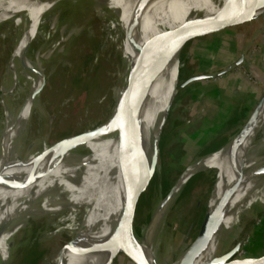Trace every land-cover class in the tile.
Returning <instances> with one entry per match:
<instances>
[{
  "label": "rangeland",
  "instance_id": "obj_1",
  "mask_svg": "<svg viewBox=\"0 0 264 264\" xmlns=\"http://www.w3.org/2000/svg\"><path fill=\"white\" fill-rule=\"evenodd\" d=\"M83 2L63 0L44 14L37 36L29 42L24 54V58L32 64L31 68L25 67L23 58H12L20 30L5 20L14 6L4 9L0 14V180L5 179L18 164L35 159L36 153L43 147H52L94 129L107 120L114 109L116 94L125 85V75L128 74L123 55V34L111 15L104 13L99 16L90 3ZM54 16L55 20L52 21ZM255 17L249 22L200 39L181 52L169 90L171 97L175 96L173 103L168 112L165 106L155 122L157 127L162 122L164 124L159 140L157 167L140 194L135 209L133 224L137 238L145 237L158 203L168 197L187 167L231 141L241 128L225 125L212 131L216 125L212 119L215 116L206 107L211 101L204 96L196 101L193 95L195 89L203 88L204 84L189 83L179 88L175 95L172 89L177 71L178 87L195 75L210 74L212 77L203 83H212L218 79H230V75L232 77L239 71L252 73V67L245 64L233 65L220 76L217 75L227 68L221 61L225 60L229 40L235 43L237 54L264 56V15ZM233 46L231 43L230 47ZM256 65L264 72L263 65ZM245 76L249 78L250 75ZM38 80L41 81L38 86L41 90L35 93ZM263 93L264 80L258 90L259 95ZM197 105L203 106L196 108ZM262 138L264 135H257L251 150H256ZM148 143L146 137V147ZM263 155L264 142L254 153L255 161ZM7 157L28 158L7 161L6 166H3ZM225 161L230 164V159ZM229 164L228 167L219 163L209 166L189 176L182 185L151 231L150 241L159 264H170L189 250L204 216L212 209L217 187ZM257 188L260 190L261 185ZM245 189L243 180L228 215ZM262 199L261 193L254 194L249 205L236 211L227 232L222 233L217 241L215 256L237 242L240 247L232 259L234 263L264 255ZM81 210L79 207L67 208L28 219L8 242L7 257L0 259V264H54L56 252L60 248H68L74 241L78 219L83 221L85 218V211L81 213ZM91 229L93 231L81 243L87 248L94 239L93 233H96L94 227ZM110 264L132 263L120 253Z\"/></svg>",
  "mask_w": 264,
  "mask_h": 264
},
{
  "label": "bare ground",
  "instance_id": "obj_2",
  "mask_svg": "<svg viewBox=\"0 0 264 264\" xmlns=\"http://www.w3.org/2000/svg\"><path fill=\"white\" fill-rule=\"evenodd\" d=\"M17 1L0 0V14L4 9L14 6L5 20L12 22L20 30V38L15 44L12 58H23L25 67L31 68L32 64L24 58L25 50L29 42L37 36L44 14L63 0ZM81 1L90 3L99 16L104 13L111 15L115 19V25L121 30L124 61L128 67V74L125 75L126 85L130 71L138 66L146 51L165 33L199 17L218 12L226 0ZM246 15L254 17L264 15V0H246L229 15L228 19ZM54 20L55 16L52 18V21ZM178 62L180 61L175 53L151 75L149 85L137 105L134 124L122 151L117 147L116 132L67 148L75 139L71 137L52 147H43L35 155V159L18 164L5 179L0 180V259H6L8 242L28 219L76 207L82 209L81 213L85 211V218L83 221L78 219L74 241L68 248H60L56 252L53 263L110 264L117 254L122 253L119 244L110 237L108 228L117 226L125 204L134 200L137 190L144 185L151 171L154 173L157 167L163 122L158 127L155 122L165 106L168 112L173 103L175 96L171 97L169 90ZM178 73L179 71L172 89L175 95ZM40 82L38 80L35 84V92ZM125 85L121 86L116 94V101L120 99ZM109 128L114 129L110 122L102 126V129ZM258 134L264 135V101L246 130L239 136L232 137L233 139L218 151L206 155L187 167L168 197L158 203L149 230L145 237L138 241L139 251L148 263L156 262L157 254L150 241L152 228L154 229L158 224L182 185L192 174L217 163L228 167L229 161L225 159H230L229 169L218 187V182L215 184L209 200L210 203L217 187L207 219L216 214L222 217L220 225L192 258L186 262L179 258L170 264H208L215 256L220 235L227 232L236 211L249 205L254 194L261 193L263 196L261 202L264 203V155L256 160L258 163L254 157L255 151L263 146L264 139H261L260 145L255 146L256 150H251ZM146 137L149 139L148 147L144 144ZM82 151L87 153L81 154ZM243 180L246 189L228 215ZM259 185H261L260 190H256ZM93 187L100 189L97 193L94 191L91 202L87 200L85 191ZM105 223H108V227L104 225ZM91 226L96 229V233H93L94 239L87 248L81 243L84 241L83 238L93 231Z\"/></svg>",
  "mask_w": 264,
  "mask_h": 264
},
{
  "label": "water",
  "instance_id": "obj_3",
  "mask_svg": "<svg viewBox=\"0 0 264 264\" xmlns=\"http://www.w3.org/2000/svg\"><path fill=\"white\" fill-rule=\"evenodd\" d=\"M245 1L246 0H226L218 12L206 17H199L196 20L188 22L187 24L176 29H171L165 33L156 43L153 44V46L149 48L148 51H146L138 66L130 71L124 91L120 99L118 101L115 100V106L109 118L90 131L72 136L75 137V139L69 143V147L67 148H71V146H74V144H82L90 139L116 132L117 147L119 148V151H122L126 145L127 138L134 124V116L137 105L144 95L149 85L148 83L150 77L154 71L175 53L177 54V58L180 61V55L184 48L198 42L200 39L214 35L232 26L240 25L256 19L257 17L252 15H246L236 19H228L229 15ZM240 61L241 59L237 61V64ZM226 70L227 69L222 70L221 72L217 73V75L224 73ZM210 76L212 75L203 74L192 76L185 80L179 87L177 85V91L179 88L189 84L192 81L205 79ZM40 88L41 87H39L35 93H37ZM263 101L264 93L258 99L246 121L235 134V137L239 136L244 130H246V128L249 126V123L253 120V117L258 112ZM107 122H110L112 124V128L114 129H102V126ZM227 143L228 141L220 146V148L225 146ZM220 148L216 149L215 151L219 150ZM85 153H87V151H85ZM26 158L8 159L7 157L3 163V166H6L7 161H23L26 160ZM152 175L153 171H151L150 176L144 185H142V187L137 190L134 200L125 204L122 216L117 222V226L108 228L110 237L115 239V241L119 244L124 256L132 264H150L144 259L141 252L139 251L138 241L141 239L137 238L135 234L133 221L138 198L145 189ZM237 184H239V182ZM99 189L100 187L95 189L93 187L91 190L85 191L87 200L92 202L94 191L97 193ZM221 220L222 217H218L216 214L211 215L209 219H207L206 215L204 216L197 236L192 242L189 250L183 255L181 261L186 262V260L192 258L196 252L207 243L209 238L217 230ZM104 225L108 227V223H105ZM239 247V242L235 243L222 254L214 256L212 259H210L208 264H264V255L258 258H252L234 263L232 259L238 252ZM151 264H159L157 258L156 262H151Z\"/></svg>",
  "mask_w": 264,
  "mask_h": 264
},
{
  "label": "crops",
  "instance_id": "obj_4",
  "mask_svg": "<svg viewBox=\"0 0 264 264\" xmlns=\"http://www.w3.org/2000/svg\"><path fill=\"white\" fill-rule=\"evenodd\" d=\"M225 40H227V38ZM231 43L234 44L233 47H230ZM228 45L229 48L226 49L225 60L221 61L222 65H225V67L227 66L225 69L229 70L233 65L245 66V64H247L252 67L253 71L252 73L250 72V74L239 71L234 73V76L232 75V77L230 75V79H218V81L212 83H203L204 80H209L210 78L192 81L204 84L203 88L198 87L195 89L196 92H193L195 93L193 95H195L196 101H200L201 96H204L206 100L211 101V104L209 105L208 103L206 107L210 110V112H213L212 114L215 116L212 119L216 125L212 128V131H217L220 127H225V125L226 127L231 125V128L241 127L257 103V99L261 95L258 94V90H260L261 82L264 80V76L262 77V74L264 75L263 70L261 72V68L256 65L257 63L258 65L261 64L264 66V56H245L239 52L237 54L235 50V43L229 40ZM239 59H241V61L237 64ZM254 66H256V68ZM244 72H246V69ZM246 74L250 75L249 78L253 81L246 77ZM198 106L199 105H197L196 108H202L203 105Z\"/></svg>",
  "mask_w": 264,
  "mask_h": 264
}]
</instances>
